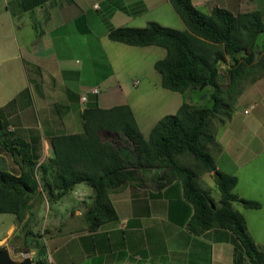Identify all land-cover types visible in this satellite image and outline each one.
Wrapping results in <instances>:
<instances>
[{"label":"trees","instance_id":"16d2710c","mask_svg":"<svg viewBox=\"0 0 264 264\" xmlns=\"http://www.w3.org/2000/svg\"><path fill=\"white\" fill-rule=\"evenodd\" d=\"M48 1L21 0V5L26 11ZM169 1L184 23L185 31L156 22H149L144 28L113 29L108 19L114 8H107L104 21L109 29L108 39L132 47L165 49V57L154 64L161 76V86L183 94L204 85L209 88V104L191 108L183 103L176 114L159 120L145 139L130 106L102 109L90 103L81 113L83 132L52 137L53 157L38 167L48 191L47 203L58 202L76 185L85 184L91 189L93 200L88 229L95 231L118 219L108 197L109 190L123 188L128 183L142 184L144 178L139 170L157 168L161 171L158 175L161 188L173 180L181 183L183 198L193 209L186 226L189 233L199 236L214 228L228 230L242 248L241 252L234 251L233 264H241L246 259L250 264H264V253L249 235L245 218L232 207V203H238L246 209H259L260 203L233 193L237 178L217 170L209 150V146L217 147L209 130L210 121L214 118L222 122L230 120L244 82L264 75V54L259 60L249 54L258 38L264 37V16L258 10L233 15L218 7L205 14L195 8L191 0ZM108 3L116 4L114 0ZM225 56L234 64L228 68L230 79L223 89L217 65ZM101 132L115 137L102 139ZM2 138L0 121V146L11 154L20 174L15 176L0 170V214H12L21 221L31 199L41 195L40 180L32 175L30 165L21 164L34 163L29 144L13 139L8 145ZM115 143L122 144L121 149L132 154L134 167H128V160ZM187 156L192 158L196 169L181 164L179 159ZM211 172L221 195L219 205L208 190L198 186L200 174ZM34 216L35 212L30 213L28 219ZM37 264L46 263L38 260Z\"/></svg>","mask_w":264,"mask_h":264},{"label":"rangeland","instance_id":"374dc122","mask_svg":"<svg viewBox=\"0 0 264 264\" xmlns=\"http://www.w3.org/2000/svg\"><path fill=\"white\" fill-rule=\"evenodd\" d=\"M171 13L175 19H179L175 12ZM261 13L264 16V3ZM94 17H96L95 14ZM146 19L153 20L154 15H147L133 23L135 26H143ZM169 26L175 30L182 27L174 23H169ZM105 28L99 18H94L90 23L89 32L84 35L69 31V35L62 37L67 41L69 48L57 44L56 54L44 53L47 57L37 63V67L24 65L25 68H23L20 60L12 58L13 55L18 54L17 52H11L7 61H4L2 58L5 57L0 54V109L5 104H9L7 109L15 104L17 109L13 112L18 115L16 121L10 116H0L3 125L2 139L8 145L13 139L27 138L35 143V152H39L43 147V139L49 141L51 136L63 134V130L72 125L74 127L71 130H80L81 114L76 111L75 105H69L67 97L73 94L75 81L78 78L84 84L89 81L88 85H96L97 92L92 93L98 98L108 97L109 104L117 102V99L113 100L112 96L120 95L117 91L121 92L123 99L120 101L126 102L135 113L145 139L159 120L176 114L183 103H188L191 108L209 104L208 87L202 90L189 89L188 92L181 94L161 86V76L154 69V64L164 58L165 49L157 46L131 47L113 42L105 36ZM15 30L18 36L25 31L19 28ZM249 54H253L254 60L262 58L263 36L258 38ZM225 57L224 61H220L226 67V70L223 69L224 74L219 77L220 86L223 89L230 79L227 68L234 64L230 57ZM58 64L60 66H57ZM60 67L62 70L67 69L64 71L63 78L69 82L61 83ZM50 70L55 73L48 72ZM90 75L92 78H89ZM93 94L87 96L89 98L85 99V102H81L83 111L90 103L98 105L96 96ZM202 95H205L203 99H201ZM48 102H51L50 105ZM75 111L79 114L73 120L72 115ZM219 121L216 120V122ZM11 123L18 129L17 131L8 130V125ZM100 136L102 139L115 137L113 134L110 137L105 132H101ZM116 145L121 149L122 144ZM211 147L214 149L216 146H210L209 149ZM121 155L128 160V167H134L131 153L121 149ZM21 158V156L18 157L19 163L23 162ZM179 160L181 164L196 169L191 157L187 156ZM225 161L220 160L219 163L224 164ZM254 162L256 164L253 166L250 164L241 168L240 187L243 196L261 201V208H259L261 211L248 212V215L251 217L253 213H256L257 217L253 216V219L259 224L262 223L264 230V154L257 157ZM21 164L30 165L32 175L40 180L38 191L41 195L31 199L26 215L21 221L17 220L15 215L0 214V239L3 238L0 241V250L7 249L10 258L14 261L30 257L33 264H37L38 260L46 264H102L101 255L115 250L124 255L143 256L146 252L157 253L159 256L167 253L166 255L172 257L175 252L172 250L173 252L168 253L167 246L164 250L165 242H170L175 237L181 239L184 237L183 229L187 210L183 202L181 203L183 198L180 196L181 183L179 180H173L161 188L158 186V175L161 173L158 169H140L139 174L144 180L142 184L134 183L136 186L152 190L151 194L143 192L133 197H120L115 201L116 210L120 216L127 218L129 224L126 230L114 233L107 232L108 224L106 223L95 231L88 229L89 213L93 206L92 191L88 186L86 187L90 189V195L77 191L76 185L75 190L69 191L63 199L48 204L45 197L48 191L41 181L39 165L35 161ZM0 170L15 176L20 174L18 164L3 146H0ZM198 181V186L202 189L211 187L208 189L210 196L217 201L220 192L216 185L213 187L214 173H201ZM81 185V187L85 186L83 183ZM33 212L35 216L28 219L29 214ZM110 223L115 225V221ZM10 226L12 230L8 233ZM258 234L257 232L254 237L260 240L261 236ZM105 242L113 243L105 244ZM115 243H118L120 248L113 247ZM170 244L174 246V243L170 242Z\"/></svg>","mask_w":264,"mask_h":264},{"label":"crops","instance_id":"0c3cea01","mask_svg":"<svg viewBox=\"0 0 264 264\" xmlns=\"http://www.w3.org/2000/svg\"><path fill=\"white\" fill-rule=\"evenodd\" d=\"M70 1L71 2L68 0H50L33 9L24 11L22 9L21 0H0V54L5 57L2 59L7 61L8 55L12 54L11 52H17L18 54L15 56L13 55L12 58L20 60L23 68H25L24 65H26V67L28 65L37 67V63L42 62L41 60L47 57L44 53L48 52L52 55L56 54L57 44L69 48L67 41L62 38L69 35V31L73 34L78 33L80 35L89 32L90 23L94 18H99L100 21L103 22L106 27L105 36L108 38L109 29L104 18H106L108 14V9L113 8L114 12H112L108 19L109 24L113 29L121 27L142 28L149 22H156L159 25L168 28H171L169 23H174L179 26L182 25L179 31L186 30V27L179 16L177 15V18L179 19H175V16L172 15L171 12H175V10L169 0H114V3L116 4L108 3L109 0ZM191 2L195 8L205 14H210L213 8L218 7L231 12L233 15H237L238 13H246L254 10L260 12L263 11L264 0H191ZM94 14L96 17H94ZM150 14L154 15L153 20H144L145 24L143 26L134 25L133 22H138V20ZM115 22H121L122 24L116 25L114 24ZM16 28L24 29L25 31L18 36L15 32ZM61 39H63V41H61ZM61 49L63 50V48ZM57 66L60 65L58 64ZM66 70V68L64 70L61 68V83H65L66 81L69 82V80L63 78L64 71ZM48 72H51L52 74L55 73L51 70ZM67 75L68 72L66 77ZM89 78H92V76L90 75ZM75 82L76 84L74 85L73 94H71L70 97L69 95L67 97L69 105H75L76 111L81 114L83 111L81 97H84L85 99L89 98L87 96H92V90L98 88L96 85H88L87 83L89 81L86 84H84V82L82 83L80 78ZM246 82H244L241 95L236 100L230 120L216 122L219 118H214L211 120L212 123L210 121L209 130L217 147H214V149L211 147L209 150L214 157L217 170L237 178V185L233 189V193L239 198L260 203L261 208V201L243 196L240 187V171L245 165H255L256 162H254V160L264 154V75L255 81ZM62 85L66 86L65 84ZM117 92L120 93V95L112 96L113 100L117 99V102H114L113 104H109V98L106 96L99 98L95 94H93V96H96L97 103L102 109H109L117 105H128L126 102L120 101V99H123V95H121V92ZM50 103L51 102H48L49 105ZM8 105L9 104H5L0 109V116H10L16 121L18 115L13 111L17 108L15 104H13L10 109H7ZM76 111L72 115L73 120H75V117L79 114ZM246 111L247 113H245ZM133 115L137 121L134 112ZM1 117L0 119L2 120ZM137 124L140 129L138 121ZM72 127L74 126L67 127V129L63 128L64 133L59 134V136L66 134H79L83 132V127L77 131L71 130ZM8 130L15 132L18 129L11 123L8 125ZM52 137L54 136H51V138ZM50 140L45 141L43 139V147L39 152H35V143L30 142L27 138L23 140L25 143L29 144L31 157L38 165L45 163L46 160L53 157ZM220 160L226 161L223 164L221 162L219 163ZM153 169L156 170L157 168ZM81 186L82 185L79 184L75 189L88 195L91 194L90 189H88L86 185H83V187ZM214 186L215 181L213 182V187ZM208 187L209 188L206 190L211 189L210 186ZM166 189L168 190V187ZM143 192H150L151 194L152 190L136 186L134 183H128L123 188L114 189L108 193V197L118 219L115 220V225L110 222L106 223L108 224L107 232L116 233L117 231L126 230L129 224L127 218L120 216L119 212L116 210L115 201L120 197H133L134 195H140ZM180 196H183L182 189L180 191ZM260 197L262 199L263 195ZM220 199L221 195L217 201L213 200L219 205ZM182 202L187 210V216L184 220V237L183 239L171 237L172 240H170V242L174 243V246H171L168 241L167 243L165 242L163 247V249L166 250L165 247L167 246L168 253L175 252L172 257L171 255H166L167 253H164L163 256H159L157 253L153 254L146 252L143 253V256H139L138 254L124 255L115 250L111 252L107 251L103 253L104 255H101L102 264H233L234 251H242L241 245L234 234L228 230L219 228L208 230L199 236L189 233L186 226L193 213V209L183 198L181 203ZM232 207L245 218L249 235L255 242L259 251L264 253L263 224L254 221L253 216L257 217L256 213H253L251 217L248 215V212L261 210L246 209L238 203H232ZM10 230H12V226L9 227L8 233H10ZM257 232L259 233L258 235L261 236L260 240H257V238H255L256 236L254 237ZM2 239H0V241ZM111 243L105 242V244ZM116 246L120 248L118 243H115L113 247ZM241 264L250 263L246 259L243 260Z\"/></svg>","mask_w":264,"mask_h":264},{"label":"water","instance_id":"95a60500","mask_svg":"<svg viewBox=\"0 0 264 264\" xmlns=\"http://www.w3.org/2000/svg\"><path fill=\"white\" fill-rule=\"evenodd\" d=\"M205 86L202 85L199 90H202ZM205 95H202L201 99H203ZM0 264H33L30 257H26L21 261H14L10 258L9 252L7 249L0 250Z\"/></svg>","mask_w":264,"mask_h":264},{"label":"built area","instance_id":"2783aa9c","mask_svg":"<svg viewBox=\"0 0 264 264\" xmlns=\"http://www.w3.org/2000/svg\"><path fill=\"white\" fill-rule=\"evenodd\" d=\"M217 66H218L217 67V69H218V72H217L218 73V77H220V76H222L224 74V71L226 70V67H224L223 64L220 63V62L218 63ZM228 68H229V66H228ZM223 69H225V70L223 71ZM92 92L96 93L97 90L94 89ZM85 101H86L85 98L84 97H81V102H85ZM245 113H247V111Z\"/></svg>","mask_w":264,"mask_h":264}]
</instances>
